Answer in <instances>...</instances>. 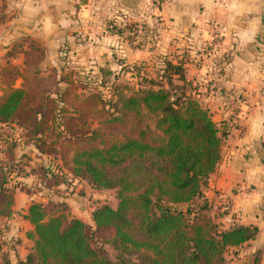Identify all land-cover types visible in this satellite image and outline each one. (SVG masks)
Instances as JSON below:
<instances>
[{"label": "trees", "instance_id": "16d2710c", "mask_svg": "<svg viewBox=\"0 0 264 264\" xmlns=\"http://www.w3.org/2000/svg\"><path fill=\"white\" fill-rule=\"evenodd\" d=\"M12 70L2 72L0 144L10 157L0 158V217L12 213L9 175L17 170L13 154L21 141L56 154L65 176L98 191L116 190L119 199L117 207H95L91 224L72 217L66 202L32 203L24 217L33 226L27 234L33 247L16 264H137L132 257L139 264H226L227 250L257 238L256 226L225 229L214 221L205 191L230 129L187 95L183 62L166 61L159 78L148 79L150 87L107 102L96 93L80 95L75 81L63 76L47 87L35 85L43 77L25 75L14 88L16 73L7 77ZM4 126L13 131L3 139ZM20 168L51 187L68 181L43 165ZM103 237L119 253L116 260L96 244Z\"/></svg>", "mask_w": 264, "mask_h": 264}, {"label": "crops", "instance_id": "0c3cea01", "mask_svg": "<svg viewBox=\"0 0 264 264\" xmlns=\"http://www.w3.org/2000/svg\"><path fill=\"white\" fill-rule=\"evenodd\" d=\"M96 2L100 11L110 15L120 11L131 13V0ZM166 3L160 11L165 19V26L158 31L162 43L172 45L177 54L196 52L194 58L198 59L204 55L202 50L206 46L216 45L211 64L207 68L202 66L200 71L213 76L223 92L231 93L224 100L230 117L228 123H223L230 133L222 145L220 162L209 177L205 196L216 222L223 228L244 225L259 229L255 240L238 249L231 248L230 252H237L240 264H253L256 260L257 264H264V0H166ZM71 4L72 0H0V97L7 89L2 73L6 67L16 70L14 88L22 87L27 72L21 63L11 60H20L22 56L25 63L27 43L56 46L74 34L76 14ZM150 10L151 14L148 10L138 11L135 18L144 16L151 21L156 10ZM112 38L115 36L108 35L105 41ZM15 48L20 49L19 53L14 52ZM17 208L11 216L0 218V222H7L0 226L2 235L16 241L7 242L14 245L7 249L11 264L24 259L33 246L27 236L33 226L24 217L28 205L18 209L21 213L16 212Z\"/></svg>", "mask_w": 264, "mask_h": 264}, {"label": "rangeland", "instance_id": "374dc122", "mask_svg": "<svg viewBox=\"0 0 264 264\" xmlns=\"http://www.w3.org/2000/svg\"><path fill=\"white\" fill-rule=\"evenodd\" d=\"M131 1L132 3L129 5L130 14L120 11L121 14L110 15L96 7L98 5L96 0H72L71 5L74 6L73 11L76 14L72 25L74 34L70 35L71 37L68 35L66 42L62 41L63 43L56 46L45 43L33 45V42H29L25 45V50L30 53V57L25 59V63L22 56L19 58L20 60L12 59L11 61L21 63L24 71L27 72L26 75L30 78L43 77V80L35 82L37 86L54 87L56 81L62 76L68 77L75 81L78 87L76 91L80 95L90 96L96 93L98 96H102L106 102L111 99H118L120 96H134L140 90L150 87L147 83L148 79H158V75L165 68L166 61L183 62L186 68V78L189 81L187 83V95L199 101L208 110L215 122L220 125L228 123L230 114H227L228 110L224 100L231 93L223 92L216 85L213 76H208L206 72L203 74L200 71L202 66L207 68L211 64L210 57L216 45L213 47L206 46L202 50L204 55L201 59L194 58L197 55L196 52L190 54L184 51L177 54L176 48L168 43H162L161 35L158 34V31L161 32L159 28L165 26V19L160 11L162 7L166 6V0ZM149 7L156 10L151 16V21L144 16L135 18L139 14L137 12L141 10H148L151 14L152 11ZM118 14L120 16H116ZM144 26L150 28L145 29ZM108 35H114L115 38L106 42L105 38H108ZM113 39H115L114 43ZM32 46L36 50H33ZM19 50V48H15L14 52L19 53ZM202 51L200 50L199 53ZM20 67L22 66L20 65ZM38 70L40 74L36 76L35 72ZM15 73L16 70H12L7 77H11L10 75ZM214 78L216 79V77ZM241 97L242 95L239 98ZM79 105L81 104L79 103ZM85 118L89 119L88 115L84 116V120ZM147 121L155 130V117L151 115ZM95 126L98 127V124ZM16 129L14 128L15 131ZM12 131L11 128L4 126L1 130L2 138H6ZM15 137L19 139V134H16ZM7 147V144L4 145V141H2L0 158L9 159L10 156L5 151ZM13 157L18 167H16V172L9 175L8 187L13 192L14 198L11 212L17 206L19 208L16 212L21 213V210H18L20 207L23 210V207L27 205L29 207L34 202L53 200L67 203L68 201L72 206L71 216L81 218L91 224L93 223L92 212L95 207L105 204L112 207L118 206L119 199L116 190L98 191L86 181L60 173L58 169L62 161L54 158L57 157L56 154L42 153L33 144H24L21 141L20 145L15 148ZM38 165L52 168L55 173L68 181L59 186L51 187L48 183L42 182L39 177L26 176L25 172L19 171L20 167L26 169L25 171H30ZM63 173H67L65 169ZM214 221L216 222L215 218ZM22 223L20 222V224ZM4 224L7 222L4 220L0 222V226ZM20 224L19 226L24 227ZM2 234L3 231L0 236V263L6 259L9 260L7 249L11 248L10 245L14 246L7 244V242L15 241L14 239L8 240V237ZM106 237L108 238V236ZM107 238H99L96 244L102 245L106 249L111 260H116L119 253L106 243L105 239ZM25 242L28 244L26 239ZM230 251V249L227 250L224 255L226 264H240L237 252ZM131 259L134 263L139 264L137 258L132 257Z\"/></svg>", "mask_w": 264, "mask_h": 264}]
</instances>
